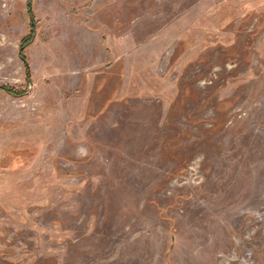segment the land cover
I'll return each mask as SVG.
<instances>
[{"label": "rangeland", "instance_id": "rangeland-1", "mask_svg": "<svg viewBox=\"0 0 264 264\" xmlns=\"http://www.w3.org/2000/svg\"><path fill=\"white\" fill-rule=\"evenodd\" d=\"M0 86V264H264V0H0Z\"/></svg>", "mask_w": 264, "mask_h": 264}, {"label": "trees", "instance_id": "trees-1", "mask_svg": "<svg viewBox=\"0 0 264 264\" xmlns=\"http://www.w3.org/2000/svg\"><path fill=\"white\" fill-rule=\"evenodd\" d=\"M30 3H31V0H28V9H29V14L31 15V4ZM33 26H34V24H33ZM33 35H34V31L31 30V33L29 34V36L22 40V43L20 45V49H19V52H18V56L22 60L24 69L26 71V77L28 78V81L30 80L29 79L30 70H29V66L27 64V61L24 58L23 50L32 41ZM0 89L6 91L9 95L14 96V97H21V96H24L26 94L25 91L17 92L13 88H10L8 86H0Z\"/></svg>", "mask_w": 264, "mask_h": 264}, {"label": "water", "instance_id": "water-1", "mask_svg": "<svg viewBox=\"0 0 264 264\" xmlns=\"http://www.w3.org/2000/svg\"><path fill=\"white\" fill-rule=\"evenodd\" d=\"M31 4V3H30Z\"/></svg>", "mask_w": 264, "mask_h": 264}]
</instances>
